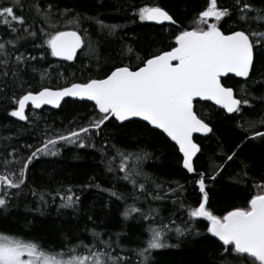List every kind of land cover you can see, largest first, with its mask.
Segmentation results:
<instances>
[{
  "label": "snow or ice",
  "instance_id": "1",
  "mask_svg": "<svg viewBox=\"0 0 264 264\" xmlns=\"http://www.w3.org/2000/svg\"><path fill=\"white\" fill-rule=\"evenodd\" d=\"M97 4L102 7L104 0H97ZM128 6L134 7L130 3ZM120 7L123 8V5ZM24 8V0H9L0 5V23L11 34V39L0 37V78L9 76L8 66L14 59L16 67L12 69L11 76L13 82L22 89L25 82L20 79L21 66H27L28 61L37 59L23 52L16 54L22 40H39V43L32 45L34 48L46 46V51L50 50L52 57L63 61H76L82 49V55L99 60L93 48L89 27L94 26L106 36L118 37L119 30L126 26L106 22L101 18L103 13L99 10L95 14H88L73 7H62L58 0H47L46 3H42V0H29L27 9L33 22H29ZM137 17L141 22L177 25L179 30L174 35V43L169 44L167 50L157 49L145 56H141L131 44H125L121 55L135 63H124L121 60L109 68L102 78L72 83L55 91L41 84L35 91L26 90L16 96L15 104L18 107L10 115L20 121L29 119L26 115L29 105L36 109L43 105L58 108L66 97L94 102L98 114L87 127L69 135H61L58 139H48L42 142L43 147H36L26 158L21 157L23 163L16 161L20 164L17 172L0 175V216L7 215L15 206L11 202L12 198L24 194L27 171L33 161L39 160L41 156H56L58 152L54 149L58 140L77 144L81 148L95 147L91 142L92 130L99 134L105 126H114L129 134L132 139L156 132L174 142L173 146L182 154V168L192 174L191 179L198 186L201 194L198 206L186 210L189 219L181 222L182 227L176 226L171 216L168 218L169 224H164L162 217L158 221V208L149 205L144 209L137 205L146 203L148 198L154 201L167 200L171 193L176 197L172 203L185 208L179 195L184 190L183 186L165 190L164 182L144 171L142 163L152 158L151 153L143 149L139 153L117 150L122 163L118 169H114L109 161L106 170L123 172L122 176H114V180L131 184L132 191H117L115 184L103 187L95 182V176H91L89 182L81 187L96 188L102 193H108L109 203L112 198L124 201L125 208L121 213L123 228H128L129 221H149L147 227L141 229L143 235H137L140 243L135 249H126L120 243V238L128 235L126 230L105 237L104 231L89 229L87 225L84 230L92 238L89 242L80 240L73 244L69 235L64 233L63 248L54 252L45 249L38 241L0 234V264H151L154 251L178 247V244L168 243L170 233L174 232L178 238L200 235L195 228V221L201 218L208 222L206 232L220 243L221 252L217 254L215 264H264V184L257 185L259 191L246 201V206L235 207L223 215H216L209 210V190L206 184V178L215 181L228 162L240 166L239 177L248 176L250 164L238 158L237 152L249 140L264 143V131L260 130L264 128V115L255 118L243 115L245 107L251 108L254 100L264 99V95L254 96L248 86V78L254 69V53L264 55V2L257 4L254 0H232L230 5L225 6L218 3V0H208L204 10L196 14L193 20L195 26L191 28L181 27L168 10L159 5L138 7L133 12V22ZM225 17L230 20H225ZM36 22L46 25L48 30L36 29ZM233 23L237 26H232ZM85 24L89 27H85ZM32 71H37L35 66H32ZM230 74L244 78V83L236 90L224 82V78H230ZM45 78L46 75L41 74V81ZM200 102H211L216 106L214 110H223L221 115L235 113L236 116L231 118L237 121L236 126L242 133L230 153L223 151L222 142L218 145L221 148V164L210 166V173L198 167V154L202 149L194 139L198 133L214 134L213 127L195 109V104ZM85 140L89 143L86 144ZM99 151L103 153L104 149ZM132 157L140 165L135 169L127 165ZM11 189L17 191L11 192ZM30 192L38 197L34 210L43 214V207L49 203L45 194H38L35 189H30ZM67 193L71 194L61 197L59 208L78 212L80 196L72 193L71 188L67 189ZM129 198L133 200L131 205L127 204ZM88 219L91 220L92 216L89 215ZM154 223L160 226L153 227ZM116 249L131 251L139 259L133 261L127 255H120Z\"/></svg>",
  "mask_w": 264,
  "mask_h": 264
},
{
  "label": "trees",
  "instance_id": "2",
  "mask_svg": "<svg viewBox=\"0 0 264 264\" xmlns=\"http://www.w3.org/2000/svg\"><path fill=\"white\" fill-rule=\"evenodd\" d=\"M8 2L9 0H0V5ZM24 2V14L29 22H33V17L27 9L29 0ZM46 2L47 0H42V3ZM231 2L232 0H218V3H223L225 6L230 5ZM254 2L261 4L264 0H254ZM58 3L62 7H73L88 14H95L99 10L103 13L101 18L106 22L126 26L119 30L118 37H113L106 36L94 26L89 27L85 24V27H89L93 48L99 60L82 55L84 52L82 49L75 62H61L51 56L50 50L46 51V46L40 49L32 46L34 43H39V40L21 41V47L16 54L23 52L28 56H36L37 59L28 61L27 66H21L20 79L25 82L23 89L13 82L11 76L12 69L16 67L14 59L8 66L9 76L0 78V175L17 172L20 164L16 161L20 160V163H23L21 157H28L36 147H43L42 142L48 139H58L61 135H69L73 131L87 127L98 114L94 105L89 102L67 100L59 110L43 108L41 111H34L29 108L26 112L29 119L19 122L10 115V112L18 107L15 104L16 96L26 90L35 91L41 87V84L51 89H60L72 83L86 82L91 78H102L109 68L121 60L124 63H135L129 57L121 55L125 44H131L141 56L155 52L157 49L167 50V46L174 43V35L179 30L177 25L157 26L151 22H141L138 17L133 22V12L138 7L159 5L168 10L174 19L179 21L181 27L191 28L195 26L193 20L196 14L204 10L208 0H128L127 3L125 0H104L102 7L98 6L97 0H58ZM129 3L134 7H129ZM120 5H123V8ZM224 19L230 20L229 17ZM232 26L237 25L233 23ZM35 28L48 30L46 25L38 22L35 23ZM0 37L11 39L9 30L2 23H0ZM32 66H35L37 71L33 72ZM41 74L46 75L43 81ZM224 82L234 90L244 83L234 77L226 78ZM248 86L254 96L264 95V55L254 53V69L248 78ZM215 108L216 106L208 102L195 104L198 115L205 118L214 129V134L211 133L208 137H195L202 149L198 155V167L208 173L211 172L210 166L221 164L219 159L221 148L218 145L222 142L223 151L230 153L242 135L241 130L236 126L237 121L231 118L236 114L221 115L223 110H214ZM243 115L248 118L264 115V99L254 100L251 108L245 107ZM260 130L264 131V128ZM91 142L95 147L81 148L77 144L58 140L54 149L58 152L56 156H41L39 160L29 165L23 186L24 194L19 198H12L11 202L15 206L7 215L0 216V234L26 241H38L45 249L54 252L63 248L64 233L69 235L73 244L80 240L89 242L92 238L84 230V226L87 225L89 229L104 231L105 237L126 230L128 235L122 236L120 243L126 249H135L140 243L137 235H143L141 229L147 227L149 221L140 223L129 221V226L125 229L121 215L125 208L124 201L112 198V202L109 203L108 193H102L96 188L81 187L89 182L91 176H95V182L103 187L107 188L115 184L117 191L129 193L132 191L131 184L114 180V176H122L123 172L106 170L109 161L114 169H118L122 163L117 150L139 153L143 149L151 153L152 158L142 163L144 171L164 182L165 190L183 186L184 190L179 195L184 201L185 208H179L172 203L176 197L171 193L167 200L154 201L148 198L146 203L137 205L144 209L149 205L158 208L160 212L158 221L162 217L163 223L169 224L168 218L171 216V219L176 221V226L182 227L181 222L189 219L186 210L198 206L201 199L198 187L194 185L191 175L182 168V156L177 148L163 135L154 132L132 139L129 134L114 126H105L99 134L92 130ZM85 143L88 144L89 141L85 140ZM113 145L116 147L113 148ZM101 148L104 149L103 153L99 151ZM237 157L250 164L247 169L248 176L239 177L240 166L228 162L215 181L206 178L207 190H209L207 206L216 215L226 214L235 207L246 206V201L259 191L257 185L264 184V143L259 140H249L244 148L237 152ZM127 165L132 169L140 166L135 157L129 159ZM149 187L151 188V185ZM68 188L72 189V193L80 196L81 204L78 212L59 208L61 197L71 194L67 193ZM30 189L37 190L38 194H45V199L49 203L43 207V214L34 210L37 207L38 197H34ZM127 204H133V200L129 198ZM89 215L92 216L91 220L88 219ZM207 223L203 219L195 221V228L200 235L192 234L178 238L174 232L170 233L168 243L178 244V247L154 251L151 264H215L221 247L220 243L206 232ZM159 226V223L153 224V227ZM112 238L115 239V235ZM116 252L131 257L133 261L139 259L131 251L116 249Z\"/></svg>",
  "mask_w": 264,
  "mask_h": 264
},
{
  "label": "water",
  "instance_id": "3",
  "mask_svg": "<svg viewBox=\"0 0 264 264\" xmlns=\"http://www.w3.org/2000/svg\"><path fill=\"white\" fill-rule=\"evenodd\" d=\"M152 24H154V25H157V26H165V25H171V24H168V22H165V24H155L154 22H151ZM81 52V51H80ZM80 52H78V54L80 53ZM78 54H77V56H78ZM56 58V57H55ZM57 60H59V61H61V62H66V63H73V62H75V61H63V60H60L59 58H56ZM250 75H251V73H250ZM230 77H233V76H231V74H230ZM250 77V76H249ZM226 78H228V77H226ZM226 78H224V79H226ZM234 78H236L237 80H240V81H244V78H237V77H234ZM52 90H58V89H52ZM67 100H72V101H79V102H89V103H91V104H93L94 105V102H92V101H86V100H79L78 98H72V97H66L63 101H61V105H60V107L67 101ZM208 103H211V102H208ZM60 107H55V106H53V105H43L41 108H39V109H36L34 106H32V105H29V107H28V109L29 108H32L34 111H41L43 108H49V109H52V110H59L60 109ZM28 109H26V112H27V110ZM233 114H235V113H233ZM233 114H228V115H233ZM17 121H19V122H25V121H20L18 118H15ZM158 131V130H157ZM210 134L211 133H209V134H207V135H204V134H201V133H198V134H195L194 135V139H195V137H208V136H210ZM173 144H174V142H172ZM181 156H182V154H180ZM199 155V154H198ZM191 176H192V174H190ZM198 187V186H197ZM202 219V218H201ZM216 239V238H215Z\"/></svg>",
  "mask_w": 264,
  "mask_h": 264
}]
</instances>
